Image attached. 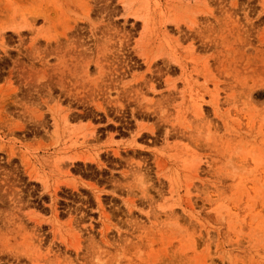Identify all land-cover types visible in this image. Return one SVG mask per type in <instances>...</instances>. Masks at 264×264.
Here are the masks:
<instances>
[{
	"label": "rangeland",
	"instance_id": "rangeland-1",
	"mask_svg": "<svg viewBox=\"0 0 264 264\" xmlns=\"http://www.w3.org/2000/svg\"><path fill=\"white\" fill-rule=\"evenodd\" d=\"M31 257L264 264V0H0V264Z\"/></svg>",
	"mask_w": 264,
	"mask_h": 264
},
{
	"label": "bare ground",
	"instance_id": "bare-ground-1",
	"mask_svg": "<svg viewBox=\"0 0 264 264\" xmlns=\"http://www.w3.org/2000/svg\"><path fill=\"white\" fill-rule=\"evenodd\" d=\"M97 103H98V102H97ZM101 106H102V105H101ZM101 106H100V104L97 105L98 108H103V109H104V107H101ZM93 130H94V129H93ZM114 152H115V151H114ZM115 153H118V152L116 151ZM81 158H83V157H81ZM83 159H85V158H83ZM91 159H92V158H91ZM98 162H100V161H98ZM96 193H98V192H96ZM51 197H52V200H53V204L56 205V198H57V197H56V192H51ZM100 199H101V197H100L99 195H97V200H98L97 202H99V204L101 205V200H100ZM102 206H103V205H102ZM53 208H55L54 205H53ZM55 209H56V208H55ZM54 211H55V210H54ZM12 219L14 220V218H12ZM37 236H38V235H37ZM37 236H36V237H37ZM39 238H40V236H39ZM39 238H38V239H39ZM40 240H42V238H40L39 241H40ZM27 256H28V255H27ZM32 258H33V257H31V260L33 261L32 264H36V263H35V260H36V259L33 260ZM31 260H30V262H31Z\"/></svg>",
	"mask_w": 264,
	"mask_h": 264
}]
</instances>
